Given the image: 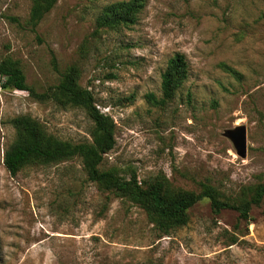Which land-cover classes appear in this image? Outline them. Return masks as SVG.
<instances>
[{
    "label": "rangeland",
    "instance_id": "obj_1",
    "mask_svg": "<svg viewBox=\"0 0 264 264\" xmlns=\"http://www.w3.org/2000/svg\"><path fill=\"white\" fill-rule=\"evenodd\" d=\"M127 0H55L35 30L31 0H0V58L17 60L42 92L69 66L113 119L114 147L101 168L173 188L214 185L230 199L264 182V0H144L136 21L110 28L104 9ZM176 53L188 75L163 105L161 74ZM232 71L238 73L235 77ZM0 77V264H264V198L248 219L203 199L188 222L160 233L138 204L87 179L78 157L29 164L11 175L3 153L10 120L29 115L51 135L89 142L76 107L2 88ZM243 125L246 152L227 129Z\"/></svg>",
    "mask_w": 264,
    "mask_h": 264
},
{
    "label": "trees",
    "instance_id": "obj_2",
    "mask_svg": "<svg viewBox=\"0 0 264 264\" xmlns=\"http://www.w3.org/2000/svg\"><path fill=\"white\" fill-rule=\"evenodd\" d=\"M144 2L127 0L107 6L102 13L101 25L115 28L133 24ZM54 3L55 0H31L26 20L31 30H35ZM232 73L235 77L238 76L237 72ZM187 75L185 56L176 53L168 60L161 74V97L158 98L153 93H147L145 97L153 104L163 105L174 96ZM0 77L3 80L2 88L27 91L39 102L51 101L60 107L80 108L92 122L89 131L91 140L77 143L51 135L40 122L29 115L13 117L10 123L14 129V139L3 153V164L11 175L29 164L48 165L78 157L89 181L94 182L101 190L138 204L163 234L185 225L188 222V210L203 199L209 201L215 213L232 209L238 212L240 218L248 219L251 207L264 198V182L253 186L246 197L236 200L223 196L219 189L208 182L199 183L197 191L185 190L171 187L165 177L141 183L135 175L127 179L114 168H101L103 156L115 144V125L111 116L97 107L91 90L78 84L75 66H69L55 85L42 92L26 83L19 62L9 56L0 58Z\"/></svg>",
    "mask_w": 264,
    "mask_h": 264
},
{
    "label": "water",
    "instance_id": "obj_3",
    "mask_svg": "<svg viewBox=\"0 0 264 264\" xmlns=\"http://www.w3.org/2000/svg\"><path fill=\"white\" fill-rule=\"evenodd\" d=\"M224 135L232 141L237 154L244 157L246 152L245 127L238 125L232 129H227Z\"/></svg>",
    "mask_w": 264,
    "mask_h": 264
}]
</instances>
